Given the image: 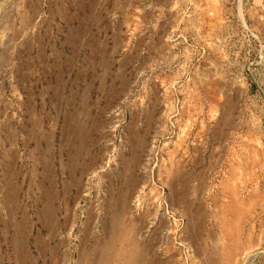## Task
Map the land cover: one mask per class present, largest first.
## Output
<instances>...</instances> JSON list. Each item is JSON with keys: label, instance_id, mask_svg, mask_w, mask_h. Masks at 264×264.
<instances>
[{"label": "rangeland", "instance_id": "374dc122", "mask_svg": "<svg viewBox=\"0 0 264 264\" xmlns=\"http://www.w3.org/2000/svg\"><path fill=\"white\" fill-rule=\"evenodd\" d=\"M191 2L0 0V264H264V206L232 243L196 176L264 134V0Z\"/></svg>", "mask_w": 264, "mask_h": 264}, {"label": "crops", "instance_id": "0c3cea01", "mask_svg": "<svg viewBox=\"0 0 264 264\" xmlns=\"http://www.w3.org/2000/svg\"><path fill=\"white\" fill-rule=\"evenodd\" d=\"M226 1L230 0H192L189 15L195 17L209 15L214 19L218 18L217 12L208 10V6L215 8L216 5ZM214 128L216 130L212 132V137L216 138L215 158L220 160V164L212 167L209 164L211 155H208L205 169L196 176L200 181L205 179V182L200 184L204 186L202 189L205 194L204 203L208 208H218L222 211L231 208L237 210L236 214L226 216L224 224L221 223L229 227V231H224V235L229 236L230 242L237 244L253 237L255 211L257 207L264 206V200L261 199L264 195V172L261 163L259 129L255 122L249 123V121H240L239 124L231 127L229 132L217 123ZM220 135L221 140L218 139ZM242 252L240 250L234 254L194 253L192 259L198 260L194 264H206L207 260L217 263L225 257L227 259L247 258L248 256L241 255ZM119 264H159V258L156 255L148 260L130 251L124 254Z\"/></svg>", "mask_w": 264, "mask_h": 264}, {"label": "built area", "instance_id": "2783aa9c", "mask_svg": "<svg viewBox=\"0 0 264 264\" xmlns=\"http://www.w3.org/2000/svg\"><path fill=\"white\" fill-rule=\"evenodd\" d=\"M260 149H261V163H262V168L264 172V134L262 135V138L260 141Z\"/></svg>", "mask_w": 264, "mask_h": 264}, {"label": "bare ground", "instance_id": "6f19581e", "mask_svg": "<svg viewBox=\"0 0 264 264\" xmlns=\"http://www.w3.org/2000/svg\"><path fill=\"white\" fill-rule=\"evenodd\" d=\"M233 193V192H232ZM227 204V203H226ZM238 205V204H237ZM231 208V207H230ZM241 209V208H240ZM227 229V228H226ZM229 229V228H228Z\"/></svg>", "mask_w": 264, "mask_h": 264}]
</instances>
